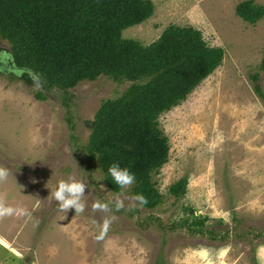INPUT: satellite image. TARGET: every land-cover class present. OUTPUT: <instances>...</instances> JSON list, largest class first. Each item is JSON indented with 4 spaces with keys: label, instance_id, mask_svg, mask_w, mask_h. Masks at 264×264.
Listing matches in <instances>:
<instances>
[{
    "label": "rangeland",
    "instance_id": "1",
    "mask_svg": "<svg viewBox=\"0 0 264 264\" xmlns=\"http://www.w3.org/2000/svg\"><path fill=\"white\" fill-rule=\"evenodd\" d=\"M246 1L264 9V0H145L149 18L121 33L148 46L170 25L191 27L222 50L219 66L156 121L168 156L150 174L159 197L150 208L130 209V187L112 190L85 151L101 105L131 83L100 76L47 90L0 66V167L8 170L0 197L31 214L0 218V264H264V101L253 90L264 95V15L241 19L236 7ZM0 53L10 62L1 39ZM68 177L86 185L88 205L113 202V211H61L51 190ZM184 178L177 198L170 189ZM105 215L116 219L98 239Z\"/></svg>",
    "mask_w": 264,
    "mask_h": 264
},
{
    "label": "trees",
    "instance_id": "2",
    "mask_svg": "<svg viewBox=\"0 0 264 264\" xmlns=\"http://www.w3.org/2000/svg\"><path fill=\"white\" fill-rule=\"evenodd\" d=\"M151 11L145 0H0V39L9 45L10 67L27 83L64 92L100 76L131 83L119 99L101 105L85 151L116 192L120 188L108 168L113 163L128 168L135 175L131 195L142 194L147 199L140 206L144 208L158 201L150 174L168 156L158 117L182 101L222 60V50L206 45L191 27L170 25L148 46L121 38L123 30L143 23ZM236 14L254 24L264 9L246 1L236 7ZM259 68L264 82V57ZM251 79L258 82V74ZM253 90L264 101L260 86ZM42 93L35 95L37 100L45 98ZM186 185L181 179L170 191L181 198ZM199 221L202 225L206 218Z\"/></svg>",
    "mask_w": 264,
    "mask_h": 264
},
{
    "label": "clouds",
    "instance_id": "3",
    "mask_svg": "<svg viewBox=\"0 0 264 264\" xmlns=\"http://www.w3.org/2000/svg\"><path fill=\"white\" fill-rule=\"evenodd\" d=\"M108 173L111 176L114 183L121 189L131 187L135 183V175L129 171L128 168H122L118 163H113L108 168ZM8 170L0 167V182L7 179ZM35 182V180H33ZM86 185L77 180L75 177H68L67 179H61L57 182L54 189L51 190L53 199L58 203L59 208L63 212H67L69 209H74L75 213L84 212L86 206L90 207L93 212L111 213L113 208L110 204L113 202H102L96 200L91 205L87 204V198L84 195ZM135 203L130 204V209L135 208L137 205L143 206L147 204V199L142 194H136L132 197ZM114 208L119 211L124 208L123 201L117 199L114 201ZM30 212L24 207H13L5 202L3 197H0V218L17 216L25 217L30 216ZM116 219L115 216L105 215L102 218V224L100 225V236L98 239H103V236L107 233L109 226Z\"/></svg>",
    "mask_w": 264,
    "mask_h": 264
},
{
    "label": "flooded vegetation",
    "instance_id": "4",
    "mask_svg": "<svg viewBox=\"0 0 264 264\" xmlns=\"http://www.w3.org/2000/svg\"><path fill=\"white\" fill-rule=\"evenodd\" d=\"M3 56H4V54L0 53V66H1V65H5V66L7 65L8 67H10V66H11V63H10V62H6V63H2V62H1Z\"/></svg>",
    "mask_w": 264,
    "mask_h": 264
}]
</instances>
